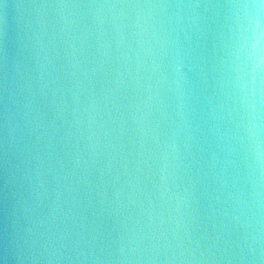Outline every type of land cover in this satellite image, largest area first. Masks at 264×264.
<instances>
[{"label":"water","instance_id":"95a60500","mask_svg":"<svg viewBox=\"0 0 264 264\" xmlns=\"http://www.w3.org/2000/svg\"><path fill=\"white\" fill-rule=\"evenodd\" d=\"M0 264H264V0H0Z\"/></svg>","mask_w":264,"mask_h":264}]
</instances>
